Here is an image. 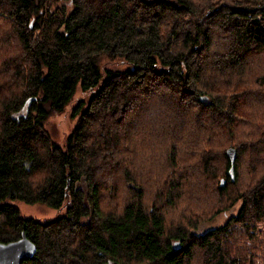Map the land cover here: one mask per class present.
Returning <instances> with one entry per match:
<instances>
[{
    "label": "trees",
    "instance_id": "1",
    "mask_svg": "<svg viewBox=\"0 0 264 264\" xmlns=\"http://www.w3.org/2000/svg\"><path fill=\"white\" fill-rule=\"evenodd\" d=\"M61 1L0 0V242L35 245L21 264L264 259V0Z\"/></svg>",
    "mask_w": 264,
    "mask_h": 264
},
{
    "label": "rangeland",
    "instance_id": "2",
    "mask_svg": "<svg viewBox=\"0 0 264 264\" xmlns=\"http://www.w3.org/2000/svg\"><path fill=\"white\" fill-rule=\"evenodd\" d=\"M55 2V6L64 5L66 9H70V4L67 2H63L61 0H53ZM109 64L116 67L125 66L126 64L119 57L114 60H108ZM89 97L88 92H83L80 90L79 86L72 97L71 101L66 105L65 109L62 112L55 113L51 115L46 123V127L50 132L51 137L58 142L59 144L63 143V140L67 133L71 130L76 118L71 116V112L73 108L82 100L83 102H87ZM77 186L83 187V182H78ZM9 202L14 203L18 206L21 215L26 217H33L39 219L40 221L49 220L59 214L64 212V208L56 209L41 203H26L20 200H9ZM240 201L235 202L229 209L219 212L216 216L203 221L198 226V231H203L205 229H209L211 227L221 225L225 222V220L231 215L234 214L238 207ZM256 255V259L254 258L255 264H264V259Z\"/></svg>",
    "mask_w": 264,
    "mask_h": 264
},
{
    "label": "water",
    "instance_id": "3",
    "mask_svg": "<svg viewBox=\"0 0 264 264\" xmlns=\"http://www.w3.org/2000/svg\"><path fill=\"white\" fill-rule=\"evenodd\" d=\"M226 153L230 159L229 174L231 179H234L233 171L236 150L228 147ZM220 183L224 185L223 179H221ZM35 250V245L25 236L8 243L0 242V264H21L25 259L30 258L35 253Z\"/></svg>",
    "mask_w": 264,
    "mask_h": 264
}]
</instances>
